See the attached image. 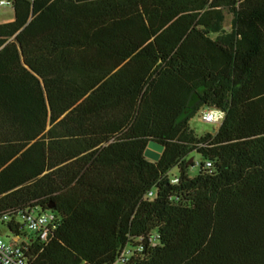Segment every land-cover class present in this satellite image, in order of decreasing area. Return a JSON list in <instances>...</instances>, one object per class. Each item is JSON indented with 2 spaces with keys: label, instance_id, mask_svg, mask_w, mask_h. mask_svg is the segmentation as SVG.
Wrapping results in <instances>:
<instances>
[{
  "label": "trees",
  "instance_id": "1",
  "mask_svg": "<svg viewBox=\"0 0 264 264\" xmlns=\"http://www.w3.org/2000/svg\"><path fill=\"white\" fill-rule=\"evenodd\" d=\"M10 1L0 215L29 264H110L152 232L128 264H264V0ZM206 107L224 118L198 136ZM31 210L56 216L47 243Z\"/></svg>",
  "mask_w": 264,
  "mask_h": 264
},
{
  "label": "built area",
  "instance_id": "2",
  "mask_svg": "<svg viewBox=\"0 0 264 264\" xmlns=\"http://www.w3.org/2000/svg\"><path fill=\"white\" fill-rule=\"evenodd\" d=\"M0 6H11L10 0H0ZM201 118L206 122H213L217 125L222 123L224 118V111L215 107H206L201 110ZM222 113V117L219 115ZM194 160L195 167H201L199 160ZM204 168L211 167V162L206 161L202 166ZM178 178L173 176L171 178L172 183H176ZM152 195V191L148 193ZM8 220V216L0 215V226ZM56 216L52 211L36 212L27 211L24 215V227L27 231L35 234L39 240L47 243L50 239V234L54 228V222ZM1 236V235H0ZM22 239L19 236H12L8 242H5L0 237V264H29L28 258L25 255L24 248L21 245ZM144 241H146L149 247H155L159 243V234L152 232L146 236V238L139 237L134 240V244H127L119 250L116 259L110 264H128L131 259H137L142 257L144 250ZM86 264V263H83Z\"/></svg>",
  "mask_w": 264,
  "mask_h": 264
},
{
  "label": "rangeland",
  "instance_id": "3",
  "mask_svg": "<svg viewBox=\"0 0 264 264\" xmlns=\"http://www.w3.org/2000/svg\"><path fill=\"white\" fill-rule=\"evenodd\" d=\"M13 9L11 6H0V21L7 20L11 17H13ZM230 20H231V15L226 14L225 21H224V26L228 30L230 29ZM201 110L194 113L191 118L189 119V125L190 127L194 130L195 134L198 136H201L205 134L206 132H210L213 129L217 128V124L213 122H206L201 118ZM195 160H199L200 157L198 155H194ZM198 167L192 168L190 171L191 175H195L198 172ZM171 173H176V170L173 169ZM6 228L4 226H0V237L5 241L8 242L11 239V236H8L6 233ZM32 233V232H31ZM33 234V233H32Z\"/></svg>",
  "mask_w": 264,
  "mask_h": 264
},
{
  "label": "water",
  "instance_id": "4",
  "mask_svg": "<svg viewBox=\"0 0 264 264\" xmlns=\"http://www.w3.org/2000/svg\"><path fill=\"white\" fill-rule=\"evenodd\" d=\"M199 99L200 97L198 93L195 91L192 92L187 101V105L181 112L180 116L178 117V120H181L185 118L188 114H190L193 111L194 106L198 103ZM162 150V145L152 141L148 144L147 149L145 150V156L150 159L157 160Z\"/></svg>",
  "mask_w": 264,
  "mask_h": 264
},
{
  "label": "crops",
  "instance_id": "5",
  "mask_svg": "<svg viewBox=\"0 0 264 264\" xmlns=\"http://www.w3.org/2000/svg\"><path fill=\"white\" fill-rule=\"evenodd\" d=\"M13 19V17H11V18H9V19H7V20H4V21H0V23H2V22H6V21H11Z\"/></svg>",
  "mask_w": 264,
  "mask_h": 264
},
{
  "label": "clouds",
  "instance_id": "6",
  "mask_svg": "<svg viewBox=\"0 0 264 264\" xmlns=\"http://www.w3.org/2000/svg\"><path fill=\"white\" fill-rule=\"evenodd\" d=\"M219 115L222 117L223 114L222 113H219Z\"/></svg>",
  "mask_w": 264,
  "mask_h": 264
}]
</instances>
